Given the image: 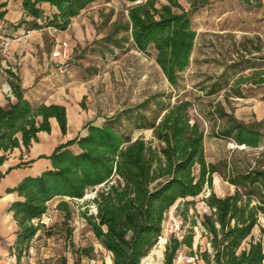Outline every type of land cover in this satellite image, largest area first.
Wrapping results in <instances>:
<instances>
[{"label": "trees", "instance_id": "obj_1", "mask_svg": "<svg viewBox=\"0 0 264 264\" xmlns=\"http://www.w3.org/2000/svg\"><path fill=\"white\" fill-rule=\"evenodd\" d=\"M98 1L23 0L28 17L34 19L24 24L27 31H66ZM165 1L161 5V0H129L133 4L127 9L129 24L118 26L117 31L131 32L138 51L155 52L157 64L176 88L179 75L191 64L198 37L193 15L211 0H186L189 9L179 0ZM43 3L57 12L46 16L39 8ZM3 60L0 57V68ZM8 75L16 101H10L7 108L0 107V166L15 149L24 147L29 152L40 133L51 134L52 120L58 122L64 135L68 132L66 107L32 104L25 98L19 76L12 71ZM247 82L249 79H241L237 86ZM254 84H264V79ZM236 95L242 96L239 91ZM192 106L191 102H178L159 123L143 120L137 125L139 130H153L158 146L120 132L115 126L119 117L103 125L90 124L87 134L59 146L50 157L52 169L24 180L15 190L24 199L12 206L19 227V257L28 256L31 241L45 229L42 219L49 212L50 202L63 199L57 210L69 221L73 216L70 203L94 191L97 212H84L82 217L98 243L113 264H143L159 244L168 213L183 201L200 197L206 188H213L218 173L217 167L207 162L206 133L192 118ZM218 113L228 120L215 137L252 149L260 147L264 134L257 125L242 123L223 110ZM139 117L145 119L143 114ZM74 146L78 152L72 150ZM228 182L237 189L234 195L220 198L211 193L205 200L210 214L204 215L201 227L208 248L200 252V260L204 264H264V165L230 176ZM182 216L186 219L185 213ZM192 226L197 227V222ZM258 227L260 235L256 237ZM194 228L182 239L172 237L168 241L163 264H175L183 248L193 254ZM76 254L93 261L95 246L79 248ZM76 264L82 263L79 260Z\"/></svg>", "mask_w": 264, "mask_h": 264}, {"label": "rangeland", "instance_id": "obj_2", "mask_svg": "<svg viewBox=\"0 0 264 264\" xmlns=\"http://www.w3.org/2000/svg\"><path fill=\"white\" fill-rule=\"evenodd\" d=\"M179 2L190 8L186 0ZM166 3L161 0V5ZM132 5L129 0H103L96 6L95 12L99 14L89 16L96 35L72 47L74 101L94 125L119 117L115 126L120 132L132 135L134 140L143 138L154 146L159 145L154 131L139 130L137 125L143 120L159 123L178 102L192 103L190 114L206 133L207 162L215 165L218 173L214 175L213 188H206L200 197L189 198L168 213L159 244L145 264H163L168 241L188 235L194 228L193 221L197 222L193 254L183 248L175 264H204L200 252L208 244L202 238L201 220L210 214L205 200L211 193L220 198L234 195L237 189L228 182L230 176L264 165V137L260 147L252 149L214 135L228 120L218 113L221 110L242 123L257 125L264 134V84H254L264 79V0H211L208 6L197 11L193 25L198 37L191 64L179 75L176 88L157 64L155 52L138 51L131 32L117 31L118 26L129 24L127 9ZM241 79L249 82L238 87ZM237 91L242 96L236 95ZM141 114L145 119L139 117ZM89 125L83 128L82 136L87 134ZM72 150L79 151L77 146ZM94 198L95 192L90 191L85 199L71 202L73 216L69 221L57 207L43 217L48 225L44 224L45 229L39 235L50 242L45 241L42 247L52 251L48 255L39 249L38 264H76L79 260L82 264H111V256L82 217L84 212L96 214ZM62 201L57 198L53 205L58 206ZM261 225L264 226L263 218ZM259 235L258 227L255 236ZM91 245L95 246V260L80 259L77 250Z\"/></svg>", "mask_w": 264, "mask_h": 264}, {"label": "crops", "instance_id": "obj_3", "mask_svg": "<svg viewBox=\"0 0 264 264\" xmlns=\"http://www.w3.org/2000/svg\"><path fill=\"white\" fill-rule=\"evenodd\" d=\"M100 0L76 18L66 31L54 28L27 31V25L34 21L28 17L23 0H0V40L1 37L21 38L13 43L10 56L2 61L0 68V107L7 108L10 101L15 102L10 86L8 71H12L21 80L25 98L32 104L60 105L67 108L68 132L64 135L56 120H52V133H40L39 141L34 143L30 151L24 147L15 149L8 155L7 161L0 166V264H29L32 256L38 264L39 249L51 255L52 249L42 247L47 238L38 234L32 241L28 256L19 257L18 231L19 227L12 211V206L24 199L15 191L26 179L38 178L52 169L50 157L56 149L82 136L83 128L92 123L79 103L74 101L72 69L70 61L75 44L85 43L96 35L92 25V17ZM39 8L46 16L57 12L56 8L43 3ZM88 13V15H87ZM99 14V13H98ZM101 14V13H100ZM98 18V16H96ZM39 24H43L41 21ZM26 32H30L25 36ZM59 43H67L69 59H54L53 52L59 48ZM75 102V103H71ZM84 132V131H83ZM53 201L49 204L50 215L56 209ZM46 251V252H45ZM49 257V256H48ZM145 259L143 264H145ZM110 263L113 264L110 259Z\"/></svg>", "mask_w": 264, "mask_h": 264}, {"label": "built area", "instance_id": "obj_4", "mask_svg": "<svg viewBox=\"0 0 264 264\" xmlns=\"http://www.w3.org/2000/svg\"><path fill=\"white\" fill-rule=\"evenodd\" d=\"M30 32H26L25 36H28ZM21 40V38H11V37H1L0 40V57L3 59H6L10 56L11 53V47L14 42ZM59 48L53 52L52 57L54 59H63L67 60L69 59V50L67 43H59ZM42 223L45 225H48V222H45L42 220ZM28 263L29 264H35L34 259L32 256L28 257Z\"/></svg>", "mask_w": 264, "mask_h": 264}]
</instances>
